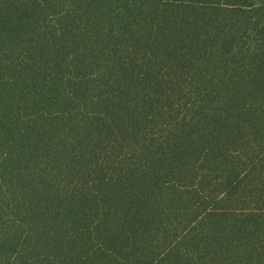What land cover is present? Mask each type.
<instances>
[{
  "label": "trees",
  "instance_id": "1",
  "mask_svg": "<svg viewBox=\"0 0 264 264\" xmlns=\"http://www.w3.org/2000/svg\"><path fill=\"white\" fill-rule=\"evenodd\" d=\"M0 264H264V0H0Z\"/></svg>",
  "mask_w": 264,
  "mask_h": 264
}]
</instances>
